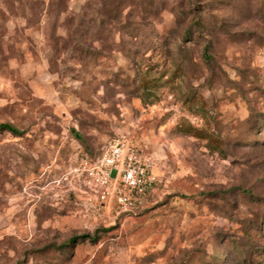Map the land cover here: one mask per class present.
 I'll return each mask as SVG.
<instances>
[{
	"label": "rangeland",
	"instance_id": "1",
	"mask_svg": "<svg viewBox=\"0 0 264 264\" xmlns=\"http://www.w3.org/2000/svg\"><path fill=\"white\" fill-rule=\"evenodd\" d=\"M3 122L0 264H264V0H0ZM120 133L159 183L113 218L73 168Z\"/></svg>",
	"mask_w": 264,
	"mask_h": 264
},
{
	"label": "built area",
	"instance_id": "2",
	"mask_svg": "<svg viewBox=\"0 0 264 264\" xmlns=\"http://www.w3.org/2000/svg\"><path fill=\"white\" fill-rule=\"evenodd\" d=\"M156 157L138 138L120 133L98 155H84L73 173L83 176L84 204L96 214L122 218L147 208L159 183Z\"/></svg>",
	"mask_w": 264,
	"mask_h": 264
},
{
	"label": "trees",
	"instance_id": "3",
	"mask_svg": "<svg viewBox=\"0 0 264 264\" xmlns=\"http://www.w3.org/2000/svg\"><path fill=\"white\" fill-rule=\"evenodd\" d=\"M0 130H6V131H9L15 135H21L23 133L21 130L16 128L13 124L7 123V122L0 123ZM84 237L91 238L92 236H90V234H86V235L81 236V238H84ZM77 238L78 237L73 238L72 241H75Z\"/></svg>",
	"mask_w": 264,
	"mask_h": 264
}]
</instances>
